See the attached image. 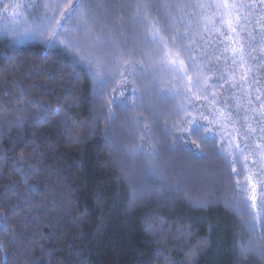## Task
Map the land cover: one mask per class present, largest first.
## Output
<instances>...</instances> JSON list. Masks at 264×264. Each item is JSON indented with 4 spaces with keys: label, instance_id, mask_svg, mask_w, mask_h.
Instances as JSON below:
<instances>
[{
    "label": "trees",
    "instance_id": "trees-1",
    "mask_svg": "<svg viewBox=\"0 0 264 264\" xmlns=\"http://www.w3.org/2000/svg\"><path fill=\"white\" fill-rule=\"evenodd\" d=\"M9 2L45 31L0 27V264H264L244 156L186 131L203 107L264 108V0ZM78 2L103 88L52 36Z\"/></svg>",
    "mask_w": 264,
    "mask_h": 264
},
{
    "label": "rangeland",
    "instance_id": "rangeland-1",
    "mask_svg": "<svg viewBox=\"0 0 264 264\" xmlns=\"http://www.w3.org/2000/svg\"><path fill=\"white\" fill-rule=\"evenodd\" d=\"M13 3L0 8V27L3 31H10L15 37L22 39L27 31L34 29L36 33H44L45 30H38L30 22L19 23ZM51 20H55L56 12L51 10ZM49 11V12H51ZM230 19V17H227ZM237 19L227 25L233 29ZM71 30L65 27L64 30ZM33 32V31H32ZM28 34V33H27ZM63 37H61V41ZM75 52L86 54L91 61L92 57L88 51L81 47L73 48ZM123 72V70H122ZM121 72V73H122ZM124 73V72H123ZM197 104L192 108H196ZM191 118H195L198 124L205 125L214 135H218L223 146L231 156L242 154L245 163V177L240 184L239 191L243 194L246 205H249L253 216L264 217V108L261 112L250 113L244 122L237 120L228 109L215 105L206 112V108L194 111Z\"/></svg>",
    "mask_w": 264,
    "mask_h": 264
},
{
    "label": "snow or ice",
    "instance_id": "snow-or-ice-1",
    "mask_svg": "<svg viewBox=\"0 0 264 264\" xmlns=\"http://www.w3.org/2000/svg\"><path fill=\"white\" fill-rule=\"evenodd\" d=\"M233 7H235L233 5ZM73 18H76L75 23V30H63L59 33L53 32L52 36L55 37L57 40H61V37H63V40L61 42L65 43V46H72L73 48H79L81 46L80 43V37L77 35V33L82 32L85 36L92 35L93 39H96V37L93 35V30L91 27V24L89 23V16L88 12L85 8V6L82 3H76L75 5H71L68 10V14L65 17V21L73 20ZM230 26V25H229ZM80 59L82 61H87L89 71L93 74L94 78L97 80V82L101 85V87H105L108 83L106 76L107 75H114L110 72H102L101 69H105L106 63L104 61H97L96 63H93L91 60L88 59L87 56H80ZM107 109V119L114 121L117 117L116 114L112 111L111 104L108 103L106 105ZM191 125L189 128L186 129L189 133L197 132L201 133L206 131L203 125L198 124L195 118H191ZM70 125H77V121L72 119L71 117L68 118V121L66 122ZM83 123V122H80ZM247 249L242 248V254H246Z\"/></svg>",
    "mask_w": 264,
    "mask_h": 264
}]
</instances>
